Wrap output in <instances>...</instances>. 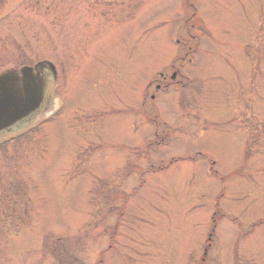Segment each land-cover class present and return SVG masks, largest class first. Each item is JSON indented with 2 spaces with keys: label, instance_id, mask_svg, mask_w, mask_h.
I'll return each instance as SVG.
<instances>
[{
  "label": "rangeland",
  "instance_id": "rangeland-1",
  "mask_svg": "<svg viewBox=\"0 0 264 264\" xmlns=\"http://www.w3.org/2000/svg\"><path fill=\"white\" fill-rule=\"evenodd\" d=\"M182 1L0 0V72H58L0 150V264H264V0Z\"/></svg>",
  "mask_w": 264,
  "mask_h": 264
},
{
  "label": "water",
  "instance_id": "water-1",
  "mask_svg": "<svg viewBox=\"0 0 264 264\" xmlns=\"http://www.w3.org/2000/svg\"><path fill=\"white\" fill-rule=\"evenodd\" d=\"M41 66L37 69L38 76L34 78L31 76V70H22V86L17 78H0V130L39 108L44 92V82L39 76ZM17 90L19 91L16 92Z\"/></svg>",
  "mask_w": 264,
  "mask_h": 264
},
{
  "label": "flooded vegetation",
  "instance_id": "flooded-vegetation-1",
  "mask_svg": "<svg viewBox=\"0 0 264 264\" xmlns=\"http://www.w3.org/2000/svg\"><path fill=\"white\" fill-rule=\"evenodd\" d=\"M164 79H166V78H164ZM161 82H164V80H160Z\"/></svg>",
  "mask_w": 264,
  "mask_h": 264
}]
</instances>
